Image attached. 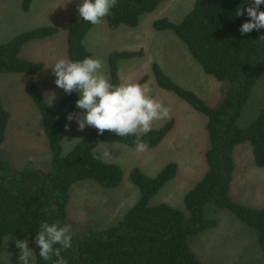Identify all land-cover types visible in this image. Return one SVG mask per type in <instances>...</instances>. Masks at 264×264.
<instances>
[{"label": "trees", "instance_id": "obj_1", "mask_svg": "<svg viewBox=\"0 0 264 264\" xmlns=\"http://www.w3.org/2000/svg\"><path fill=\"white\" fill-rule=\"evenodd\" d=\"M33 0H21L28 11ZM163 0H117L110 15L104 17L110 28L120 25L136 26L140 16L154 11ZM247 0H195L192 8L179 22L167 17L153 21L156 30H173L186 44L191 55L203 70L219 81L229 83L224 99L218 105L206 103L192 90L177 84L157 64L153 73L158 86L174 93L206 117L207 147L204 158L207 169L202 178L184 195L189 212L165 203L151 206V197L168 182L177 171L170 162L154 177L138 168L130 172L132 182L140 189V198L115 226L71 237L72 247L62 249L64 264H203L189 246V236L212 228L216 220L205 215V207L213 203L234 213L257 233L264 252V208H252L233 200L230 195L235 161L234 149L250 143L254 162L264 166V105L257 116L245 127L237 123L243 106L249 99L257 81L264 75V28L241 34L239 26L248 20L246 14L235 17L237 7ZM264 10V5H261ZM93 25L79 18L67 21L68 59L92 56L84 45V38ZM53 25H42L16 34L0 43V73H39L44 63L21 57L22 48L29 42L45 39L58 33ZM143 50H114L108 57V77L112 83L120 82L118 62L139 56ZM147 77L136 83L144 85ZM27 93L38 107L43 129L51 151V168L46 172L33 169L19 170L0 157V254L6 237L11 245L17 239L34 237L41 222H56L63 226L70 187L82 180H94L105 188L118 186L123 178L119 165L107 162L98 151L101 142H118L134 146V137H119L107 130L101 135L92 128L74 147L62 155L61 142L69 113H79L75 107L78 94L64 93L58 107H51L37 85L28 81ZM9 112L0 103V147L5 139ZM171 118L160 128L142 136L147 149L158 146L174 126ZM95 156V158H94ZM44 182V183H43ZM43 183V188L41 184ZM35 264H55L56 257L44 261L35 245ZM54 247H59L55 245Z\"/></svg>", "mask_w": 264, "mask_h": 264}, {"label": "rangeland", "instance_id": "obj_2", "mask_svg": "<svg viewBox=\"0 0 264 264\" xmlns=\"http://www.w3.org/2000/svg\"><path fill=\"white\" fill-rule=\"evenodd\" d=\"M194 1L163 0L154 11L141 15L136 26L120 25L110 28L103 19L85 36V47L91 52V57L102 62L101 71L106 77L111 51L142 49V55L118 62L120 82H137L146 76L144 85L149 89V94L170 110L169 117L154 121L152 128L162 127L171 118L179 124L157 147L143 152H137L135 148L118 142H101L97 145L96 149L102 153L105 161L120 166L123 178L113 188L102 187L90 179L78 181L70 187L65 223L71 237L105 230L123 219L140 198V189L130 177V172L135 167L143 174L154 177L168 163H176V174L151 197L149 204L154 206L165 203L189 216L184 195L202 178L207 169L203 154L208 141L206 117L174 93L160 88L153 73V64L157 63L173 81L192 90L206 103L214 106L224 99L229 83L207 74L173 30H156L153 21L167 17L173 22H179L192 8ZM66 2L67 0H33L30 9L24 11L19 8L20 0H0V9L6 5L9 11L7 20L0 19V41H6L12 37L10 35L38 26L61 25L57 41V48L60 49L61 42L66 40L67 35L66 28L61 31V16ZM78 4L79 0H71L69 15L79 17ZM55 54L53 58L46 60V66L61 58L59 52ZM15 76L35 81L45 100L54 93V99L51 101L49 97L46 102L53 108L59 106L65 92L55 86V77L50 68L46 67L36 75L23 73ZM22 79L0 80V95L13 114L7 134L11 150L3 151L8 142L5 143L1 147L3 154L0 157H6L3 159L19 170L36 171L37 167L49 170L52 155L43 129L42 116L23 88ZM263 105L264 75L257 81L243 106L237 119L238 125L247 126ZM91 129L92 127H85L82 131L78 130L75 119L68 121L61 142L62 155L67 154ZM246 144L250 146L249 143ZM240 148L243 149L235 155L233 200L248 207L264 208V166H257L251 152L244 147ZM205 215L215 219L216 225L188 238L190 248L203 264H264V252L253 228L228 209L217 207L213 203L206 205ZM23 239L28 241V246L33 250L35 264L34 243L28 236ZM19 255V249L11 245L10 237H6L0 264H19Z\"/></svg>", "mask_w": 264, "mask_h": 264}, {"label": "clouds", "instance_id": "obj_3", "mask_svg": "<svg viewBox=\"0 0 264 264\" xmlns=\"http://www.w3.org/2000/svg\"><path fill=\"white\" fill-rule=\"evenodd\" d=\"M116 3L117 0H79L77 10L82 21L95 26L110 15ZM261 5H264V0H247L243 7L236 8L235 17L246 14L249 18L239 26L242 35L264 28ZM46 67L51 69L57 88L67 94H78L75 107L81 111L69 113L66 117L69 122L76 120L78 130L92 127L98 135L107 130L119 137L133 136L135 150L143 152L147 144L142 136L152 131L154 121L169 117V108L151 96L145 85L136 82L112 83L101 71L102 62L98 58L85 56L70 60L62 57ZM54 96L53 93L48 98L51 97L52 101ZM71 239L67 225L45 221L38 225L34 243L42 260L49 261L56 257L55 264H64L60 253L62 249L72 247ZM15 246L20 252L19 264H33V250L28 246V241L17 239Z\"/></svg>", "mask_w": 264, "mask_h": 264}, {"label": "crops", "instance_id": "obj_4", "mask_svg": "<svg viewBox=\"0 0 264 264\" xmlns=\"http://www.w3.org/2000/svg\"><path fill=\"white\" fill-rule=\"evenodd\" d=\"M19 8L22 9L21 0H20V6H19ZM64 8H65V10L63 12V15L61 16L62 17L61 18V24H62V27H61L62 30L61 31H64L65 28H66L65 31H66V34H67V21H68L69 18L74 17L72 15H69V12L71 10V0H69V2H67V3H65V7ZM8 12H9L8 11V7L6 5L5 6H2V8L0 9V19L7 20L9 18V13ZM74 18H77V17H74ZM60 26L61 25L56 26V27L59 28ZM59 30H60V28H59ZM23 31H25V30H23ZM20 32H22V31H20ZM20 32H18V33H20ZM18 33H16V34H18ZM59 33H60V31H58V33L56 35H54V36H51V37H48V38H45V39L34 40V41H31V42L27 43L22 48V50H21V57L24 58V59H26V60L43 62L44 63V67H43V69L40 72L44 71V69L46 68V60H48L50 58H53L56 55L55 54L56 52H59V55H60L61 58L63 57V58H67L68 59L67 35H66V40H62L61 47H60V49H58L57 48L58 47L57 41H58V38H59V36H58ZM16 34L10 35V36L14 37ZM7 36H9V35H7ZM12 37H9V39H11ZM9 39H6V41L9 40ZM3 42H5V39L3 41H0V43H3ZM19 74H23V73H0V80L6 79V78L7 79H11L12 81H16L18 79H22V78H15V77H21V76H15V75H19ZM9 75H12V76H9ZM9 77H12V78H9ZM28 81L35 82V81L30 80L28 78H23L21 80V84H22V86H23V88L25 90H26L25 85H26V83ZM26 92H27V90H26ZM5 102L6 101L0 95V103L9 112V119H8L7 126H6V129H5V139H4V142L2 143L1 147H3V145L8 142V144L6 146V150H3V151L9 152L11 150V145L9 144V140L10 139L7 138V134L9 132L8 129L10 130V126H11L12 119H13V114L11 112V109L6 105ZM26 103H28V102H26ZM178 124L179 123L177 121H175L174 126L171 129V131L174 130L176 128V125L178 126ZM246 143H248V142H246ZM246 143L239 144L234 149L233 156H234L235 166H236L235 155H236V153L239 154L241 152L240 149H243V148H240V147H244V149H246L247 151H249V153L251 152V154L253 156L252 146L250 145L251 146L250 147ZM1 147H0V154H3L2 153L3 151H2V148ZM3 158H6V157H3ZM36 171L46 172L48 170L47 169H44L42 167H37ZM234 175H233V181H234ZM233 181H232V183H233ZM230 195L233 198V194H232V184H231V189H230Z\"/></svg>", "mask_w": 264, "mask_h": 264}, {"label": "water", "instance_id": "obj_5", "mask_svg": "<svg viewBox=\"0 0 264 264\" xmlns=\"http://www.w3.org/2000/svg\"><path fill=\"white\" fill-rule=\"evenodd\" d=\"M44 183V182H43ZM43 183L41 184V188H43ZM64 225H66V223H64Z\"/></svg>", "mask_w": 264, "mask_h": 264}]
</instances>
